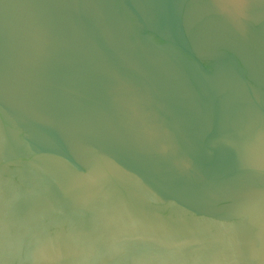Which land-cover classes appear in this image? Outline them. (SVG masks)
Returning <instances> with one entry per match:
<instances>
[{
    "label": "water",
    "instance_id": "water-1",
    "mask_svg": "<svg viewBox=\"0 0 264 264\" xmlns=\"http://www.w3.org/2000/svg\"><path fill=\"white\" fill-rule=\"evenodd\" d=\"M0 264H264V0H0Z\"/></svg>",
    "mask_w": 264,
    "mask_h": 264
}]
</instances>
